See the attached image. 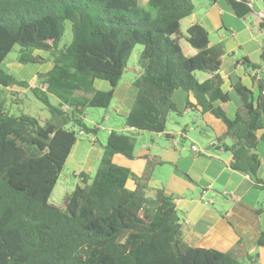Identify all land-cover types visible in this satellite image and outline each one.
I'll return each instance as SVG.
<instances>
[{"label": "trees", "instance_id": "trees-1", "mask_svg": "<svg viewBox=\"0 0 264 264\" xmlns=\"http://www.w3.org/2000/svg\"><path fill=\"white\" fill-rule=\"evenodd\" d=\"M225 1L238 18L251 13L247 0ZM193 9L190 0H0V89H11L13 104L19 94L12 90L28 89L51 114L40 124L10 111L0 97V264H244L231 254L187 245L172 198L160 191L146 198L149 164L137 178L114 160L133 159L134 133L165 131L169 114H181L173 102L181 90L190 96L185 109L209 113L226 126L215 146L230 153L231 168L255 178L256 145L264 140L263 87L256 75L257 93L236 83L240 105L233 119L226 117L222 45H210L200 24L185 35L180 30ZM66 23L71 40L60 45ZM135 45L138 92L125 118L131 131H111L89 183L84 177L60 203H49L78 132H98L85 124L84 111L110 107ZM15 46L22 65L46 55L51 67L37 74V86L1 68ZM198 74L205 75L202 81ZM96 81L109 89L96 90ZM258 245L264 247V232Z\"/></svg>", "mask_w": 264, "mask_h": 264}, {"label": "crops", "instance_id": "crops-1", "mask_svg": "<svg viewBox=\"0 0 264 264\" xmlns=\"http://www.w3.org/2000/svg\"><path fill=\"white\" fill-rule=\"evenodd\" d=\"M190 2L193 12L180 22V27L184 25L187 29L190 25L200 24L208 33L210 45H222L224 55L219 75L222 79L221 91L227 95L228 101L221 108L228 119H233L240 105L233 89L236 83H241L251 91L254 88L252 92L257 93V76L264 91V0L248 2L251 13L243 18H238L225 0ZM37 54L40 57L38 62L25 65L18 63L16 68L2 69L15 80L35 87L37 74L51 67L44 61L46 55ZM243 60L253 65L254 69L245 67ZM138 74L139 71H136V77ZM133 81L119 83L114 91L116 103L112 109L120 118L116 123L118 127H109L107 121L110 116L107 110L102 117V125L88 119L85 122L84 118L90 127L102 132L106 130V136L102 144L98 132L95 135L78 133L81 137H87L74 144L65 163L76 168L72 175L79 182L84 177L88 178L99 162L111 131H131L125 124V118L138 92ZM10 91L0 89V97L4 98L10 111L19 110V113H24V107L19 108L30 92L28 89H13V92L19 94V101L14 105L13 98L9 96ZM189 97L181 90L175 91L173 102L181 114H174L176 119L169 123L167 121L162 134H149L148 139L144 136L147 133H134L136 142L139 137H142V141L137 149L135 142L133 159L116 156L114 160L128 167L137 178L143 177L149 164L146 198L153 200L159 191L172 198L184 230L183 240L187 245L228 253L244 264H264V247L258 245L259 235L264 232V140L259 139L256 145L255 153L260 165L255 178L233 170L230 166V153L223 146H215L216 139L226 132V126L209 113L201 114L196 109H185ZM215 105L220 103L216 102ZM187 117L191 118L190 122L186 121ZM105 126H108L107 129ZM191 133H199L205 145H196L191 140L187 144L185 141ZM261 133H256L257 137ZM225 143L228 145L230 142ZM192 146L204 151V154L193 153ZM129 186H133V182L129 181Z\"/></svg>", "mask_w": 264, "mask_h": 264}, {"label": "rangeland", "instance_id": "rangeland-1", "mask_svg": "<svg viewBox=\"0 0 264 264\" xmlns=\"http://www.w3.org/2000/svg\"><path fill=\"white\" fill-rule=\"evenodd\" d=\"M145 8H147L144 5ZM185 29L186 27L184 25H181L180 30L181 33L185 35ZM71 40V30H70V24L66 23L65 26V31H64V36L61 40L60 45H67ZM19 46H15L12 51L6 56V58L4 59V61L1 64V68L3 69H7V68H11L17 66L18 62H17V58L19 56ZM140 52V46L139 45H135L132 53L128 59L127 62V68L124 71L122 78L120 80L119 83H123V82H132L133 79L136 77V71H139V68L137 66V57L139 55ZM40 55V54H39ZM42 55V54H41ZM45 55V54H44ZM42 55V56H44ZM45 57V56H44ZM21 68V67H20ZM205 77L204 74H198L197 75V79L199 81H202L203 78ZM94 87L96 90L101 89V90H107L109 89V85L106 82L103 81H96L94 84ZM8 98V97H7ZM19 98V97H18ZM49 103L51 105H55L56 102L55 100H53L52 98L49 99ZM115 99L112 101L110 107L107 109L108 111V116H110V119H105L109 125V127H118L116 123H118V120L120 121V118L118 116H116L113 113V109L112 106L115 105ZM23 105H21V108L19 109H23L22 107H24V110H22L24 113L36 118L40 124H44L45 121H47L50 117L51 114L49 112L48 107L38 101L37 99H35V97L33 95H31L30 93L27 94V100L24 101L22 103ZM106 110L104 109H87L84 111V117H85V122L86 120H92V121H97L98 123H100V125H102L104 122L102 121V117L105 115ZM192 117V115H190ZM109 118V117H108ZM172 119H176L174 114H169L168 116V123L172 121ZM179 120V119H177ZM186 121L190 122L191 118L187 117ZM87 126H89L87 123H85ZM69 126V125H68ZM70 127V126H69ZM106 129L108 126H105ZM71 128V127H70ZM116 129V128H115ZM106 134V130L105 132L102 131H98L97 135L99 137H101L102 139L99 141L103 144L104 139H105V135ZM191 136L185 141L187 144L190 142V140L192 141V143L196 144V145H205V141L201 140L200 134L199 133H191ZM145 137H147L149 139V134L147 133L146 135H144ZM87 137V135L84 136H77V140H84ZM144 138V137H143ZM142 141V137L137 138V142H136V149L139 146V143ZM99 162H97V164L95 165L94 169L89 173L88 178L86 180V183H89V180L93 177L95 170L97 168ZM66 165H64V168L57 180L56 185L54 186L52 193L50 195L49 198V203L51 204H58L60 203V201L68 194L70 193L76 185L82 186L83 183L82 181L79 182L78 179H75L72 175L73 171L76 170V168H73L72 165H70L69 163H65Z\"/></svg>", "mask_w": 264, "mask_h": 264}, {"label": "built area", "instance_id": "built-area-1", "mask_svg": "<svg viewBox=\"0 0 264 264\" xmlns=\"http://www.w3.org/2000/svg\"><path fill=\"white\" fill-rule=\"evenodd\" d=\"M247 1L250 2L251 0H247ZM249 4H250V3H249ZM31 87H33V86H31ZM261 94L264 95V91H262ZM64 109H65V108H64ZM78 133H79L80 135L83 134L82 131H79ZM191 151H192L193 153H195V154H204V151L199 150L197 147H194V146L191 147Z\"/></svg>", "mask_w": 264, "mask_h": 264}, {"label": "water", "instance_id": "water-1", "mask_svg": "<svg viewBox=\"0 0 264 264\" xmlns=\"http://www.w3.org/2000/svg\"><path fill=\"white\" fill-rule=\"evenodd\" d=\"M255 89L253 88L252 91H254Z\"/></svg>", "mask_w": 264, "mask_h": 264}]
</instances>
